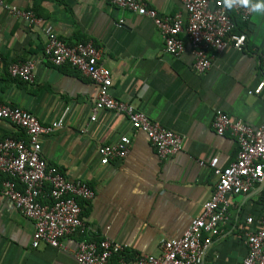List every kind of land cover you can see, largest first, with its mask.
<instances>
[{"label": "crops", "instance_id": "1", "mask_svg": "<svg viewBox=\"0 0 264 264\" xmlns=\"http://www.w3.org/2000/svg\"><path fill=\"white\" fill-rule=\"evenodd\" d=\"M5 1L33 11L43 22L32 27L0 10V104L27 110L44 125L63 120L62 129L41 138L42 153L68 180L95 190L93 200L81 203L82 219L95 231L92 239L127 244L129 258L159 254L161 242L181 238L215 191L217 178L199 163L218 157L226 167L237 159V139L219 136L212 126L216 111L254 128L264 122V99L249 93L264 82V13L252 12L249 21L238 22L237 31L248 37L246 50L228 47L216 54L208 72L198 74L187 35L181 36L185 52L173 57L165 53L150 18L116 8L109 0ZM141 1L162 16L182 10L181 0ZM256 2L247 0L249 6ZM119 20L122 28L115 25ZM47 23L69 45L93 42L102 52L100 63L112 74V96L180 134L183 151L162 160L126 116L95 112L97 85L45 57ZM29 60L36 63L34 81L13 79L10 65ZM123 136L132 140L128 156L102 165L100 148ZM18 138H26L24 131L0 120V141ZM8 179L0 175V264H78L74 253L90 237H66L59 249L45 244L33 248L34 222L1 195ZM260 190L229 196L231 219L213 240L204 264L242 263L247 255L242 227L256 231L259 224L246 225V219L263 214Z\"/></svg>", "mask_w": 264, "mask_h": 264}, {"label": "built area", "instance_id": "2", "mask_svg": "<svg viewBox=\"0 0 264 264\" xmlns=\"http://www.w3.org/2000/svg\"><path fill=\"white\" fill-rule=\"evenodd\" d=\"M119 9L140 17H148L160 32L165 53L180 57L186 49L182 35H187L195 58L194 69L205 74L212 67L216 54L232 47L238 52L246 50L248 37L237 31L234 18L247 22L252 15L251 6L242 0H181L182 10L162 16L141 0H109ZM4 10L29 26H39L43 19L26 9L0 0ZM116 27L122 28L123 20ZM47 45L44 55L56 67L70 66L90 79L98 87L96 111L123 115L136 131L148 137L157 155L162 160L179 155L183 151V137L158 122L152 121L133 104L114 98L112 74L100 63L102 52L93 42L69 45L63 41L49 23L44 26ZM2 62L0 58V63ZM264 66V57L262 59ZM36 63L32 60L14 63L9 67L10 76L21 82L32 83ZM264 77V70H263ZM250 94L264 99V82ZM96 115L91 121H96ZM0 120L9 121L22 131L26 138L0 141V175L9 179L3 184L1 195L11 202L28 220L35 224L33 248L41 244L59 249L64 238L81 234L90 237L83 241L74 259L78 264H204L213 240L219 237L230 219L229 196H248L264 189V122L254 128L241 121H233L228 114L217 110L212 126L219 136L230 134L237 139V159L226 167L220 166L218 157L201 161L208 167L217 183L212 197L202 207L200 216L193 219L181 238L161 242L159 254H141L129 258L127 244L105 239H92L95 231L82 219L81 202L95 198V190L82 181L68 180L59 169L50 167L43 156L41 138L62 129L63 120L48 125L31 112L8 104H0ZM132 140L123 136L115 144L100 148L101 164L106 166L114 160H124L130 153ZM260 190V191H261ZM263 214L255 220L246 219V225L259 224L256 231L242 227L247 255L241 264H264V192H261Z\"/></svg>", "mask_w": 264, "mask_h": 264}, {"label": "clouds", "instance_id": "3", "mask_svg": "<svg viewBox=\"0 0 264 264\" xmlns=\"http://www.w3.org/2000/svg\"><path fill=\"white\" fill-rule=\"evenodd\" d=\"M242 3L247 4V0H242ZM225 5L229 8L232 7L231 0H225ZM251 10L253 12L264 13V0H258V2L251 5Z\"/></svg>", "mask_w": 264, "mask_h": 264}, {"label": "trees", "instance_id": "4", "mask_svg": "<svg viewBox=\"0 0 264 264\" xmlns=\"http://www.w3.org/2000/svg\"><path fill=\"white\" fill-rule=\"evenodd\" d=\"M235 22H236V25L238 27V22L240 21L238 18H234ZM237 30V28H236ZM264 192V191H263ZM82 203V202H81ZM85 238V237H84ZM130 252V251H129ZM129 257V256H128ZM116 259V260H115ZM114 261L116 262L117 261V258H114Z\"/></svg>", "mask_w": 264, "mask_h": 264}]
</instances>
